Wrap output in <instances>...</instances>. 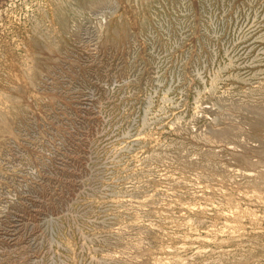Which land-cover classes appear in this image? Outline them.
<instances>
[{
	"label": "rangeland",
	"instance_id": "374dc122",
	"mask_svg": "<svg viewBox=\"0 0 264 264\" xmlns=\"http://www.w3.org/2000/svg\"><path fill=\"white\" fill-rule=\"evenodd\" d=\"M0 264H264V0H0Z\"/></svg>",
	"mask_w": 264,
	"mask_h": 264
}]
</instances>
